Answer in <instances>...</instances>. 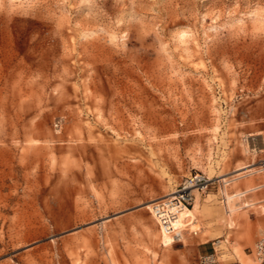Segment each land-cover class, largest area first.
Wrapping results in <instances>:
<instances>
[{
	"label": "rangeland",
	"instance_id": "obj_1",
	"mask_svg": "<svg viewBox=\"0 0 264 264\" xmlns=\"http://www.w3.org/2000/svg\"><path fill=\"white\" fill-rule=\"evenodd\" d=\"M262 235L264 0H0V264H261Z\"/></svg>",
	"mask_w": 264,
	"mask_h": 264
},
{
	"label": "built area",
	"instance_id": "obj_2",
	"mask_svg": "<svg viewBox=\"0 0 264 264\" xmlns=\"http://www.w3.org/2000/svg\"><path fill=\"white\" fill-rule=\"evenodd\" d=\"M213 182L214 178L201 171L191 172L184 176L175 189L165 197V204L169 207L187 206L194 201L196 192H206ZM250 252L261 264H264V235L255 241ZM215 261L214 253L205 252L198 255V264H212Z\"/></svg>",
	"mask_w": 264,
	"mask_h": 264
},
{
	"label": "crops",
	"instance_id": "obj_3",
	"mask_svg": "<svg viewBox=\"0 0 264 264\" xmlns=\"http://www.w3.org/2000/svg\"><path fill=\"white\" fill-rule=\"evenodd\" d=\"M247 166L248 165L240 166V167L234 169L233 173H240L242 171H245L246 170L245 168H247ZM220 184H221V186L225 185V179L223 177L220 178ZM190 211H191V209L189 207L185 206V208L182 210L181 214L188 215Z\"/></svg>",
	"mask_w": 264,
	"mask_h": 264
}]
</instances>
